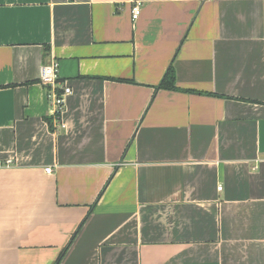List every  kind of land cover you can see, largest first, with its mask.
<instances>
[{"label": "crops", "instance_id": "crops-1", "mask_svg": "<svg viewBox=\"0 0 264 264\" xmlns=\"http://www.w3.org/2000/svg\"><path fill=\"white\" fill-rule=\"evenodd\" d=\"M136 1L0 0V264H264V0Z\"/></svg>", "mask_w": 264, "mask_h": 264}, {"label": "built area", "instance_id": "built-area-1", "mask_svg": "<svg viewBox=\"0 0 264 264\" xmlns=\"http://www.w3.org/2000/svg\"><path fill=\"white\" fill-rule=\"evenodd\" d=\"M142 10V2L136 1L133 4L131 10V16L133 21H137L140 18ZM59 63L53 60L50 64L44 65L41 71L40 81L45 85L49 91V97L52 100L53 115H56L60 121V126L65 127L63 121V113L65 111L67 97L71 95L73 89L68 84H64L59 79ZM53 168L51 166L45 168L46 173H52ZM221 189V186H219Z\"/></svg>", "mask_w": 264, "mask_h": 264}, {"label": "trees", "instance_id": "trees-1", "mask_svg": "<svg viewBox=\"0 0 264 264\" xmlns=\"http://www.w3.org/2000/svg\"><path fill=\"white\" fill-rule=\"evenodd\" d=\"M176 73L175 70L170 67L169 70L167 71V74L164 76L163 78V82L161 83L160 88H163L165 90H172V89H176ZM60 258H59V263L60 264Z\"/></svg>", "mask_w": 264, "mask_h": 264}]
</instances>
